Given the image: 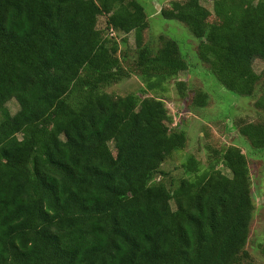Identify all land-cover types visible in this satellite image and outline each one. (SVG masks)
Returning <instances> with one entry per match:
<instances>
[{
	"label": "trees",
	"instance_id": "trees-1",
	"mask_svg": "<svg viewBox=\"0 0 264 264\" xmlns=\"http://www.w3.org/2000/svg\"><path fill=\"white\" fill-rule=\"evenodd\" d=\"M209 1L212 12L188 0L172 1L160 15L188 27L199 40V60L227 91L253 97L261 84L256 106L264 108V71L253 69L256 59L264 61V5ZM212 14L217 22H209ZM147 26L136 0H0V264L248 258L255 206L242 149L214 150L205 168L188 155L181 165L188 177L172 189L164 181L162 164L188 141L170 129L173 118L158 95L189 64L171 38L160 36L155 50L145 44ZM131 32L142 94L157 96L104 90L129 76L117 33ZM175 85L184 98L186 83ZM206 103V93L194 94V106ZM239 134L264 149L263 123L245 124Z\"/></svg>",
	"mask_w": 264,
	"mask_h": 264
},
{
	"label": "rangeland",
	"instance_id": "rangeland-1",
	"mask_svg": "<svg viewBox=\"0 0 264 264\" xmlns=\"http://www.w3.org/2000/svg\"><path fill=\"white\" fill-rule=\"evenodd\" d=\"M145 8L147 15V28L143 32L144 43L155 50L160 45L159 37L164 36L178 43L181 54L189 64V70L180 73L176 79L167 85L166 93L158 95L164 100L165 106L173 118L171 130L183 131L186 134L188 145L179 152H172L161 166V170L169 189H172L181 178L188 177L181 165L188 155H194L200 166L205 168L216 156L214 150L234 145L242 149L247 156L250 177V197L254 203L251 224L249 227L248 242L245 250L248 258L241 264H264V256L260 252L264 244V149H255L244 137L239 134V128L249 123L264 124V108L256 106L257 100L262 96L263 89L260 84L253 97L238 96L227 91L210 71L209 65L198 58L199 40L196 39L184 24L173 20H166L160 11L168 8L172 1L187 2L188 0H136ZM202 6L212 12V2L200 0ZM264 5L263 0H257L250 6L259 8ZM209 22H217L212 14ZM98 29L104 30L105 17H100ZM120 42L119 56L122 65L129 72V76L115 84L107 86L104 90L114 96L134 94L138 97H151L154 94H142L144 82L134 69L136 61V46L134 32L127 35L117 33ZM125 39L123 44L121 41ZM256 73L264 71V61L256 59L253 62ZM133 70V71H132ZM176 81L186 83L185 97L181 98L175 85ZM262 83V82H261ZM202 91L207 94L205 107L192 104L194 94ZM154 95V96H157ZM11 114L18 110L14 101L6 104ZM217 168L225 175L229 171L222 165ZM162 176V175H161ZM160 175L157 177L160 179ZM175 207L174 202H171Z\"/></svg>",
	"mask_w": 264,
	"mask_h": 264
}]
</instances>
